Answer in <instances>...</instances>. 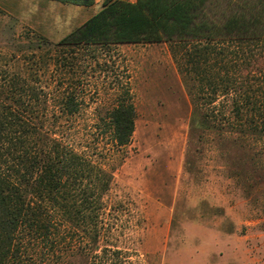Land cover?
<instances>
[{
    "label": "rangeland",
    "instance_id": "374dc122",
    "mask_svg": "<svg viewBox=\"0 0 264 264\" xmlns=\"http://www.w3.org/2000/svg\"><path fill=\"white\" fill-rule=\"evenodd\" d=\"M103 1L0 0V113L11 112L0 177L16 178L22 127L43 129L113 174L97 242L125 253L122 264H264V137L239 125L222 84L227 71L257 92L264 51L223 41L194 64L188 43L53 46ZM123 101L135 131L117 150L105 122ZM55 216L59 240L22 226L0 240L2 264H89L75 250L92 240Z\"/></svg>",
    "mask_w": 264,
    "mask_h": 264
},
{
    "label": "trees",
    "instance_id": "16d2710c",
    "mask_svg": "<svg viewBox=\"0 0 264 264\" xmlns=\"http://www.w3.org/2000/svg\"><path fill=\"white\" fill-rule=\"evenodd\" d=\"M55 1L93 5V0ZM223 41L256 45L264 51V0H104L95 15L53 46L74 49L188 43L194 49L188 62L195 64L194 57L200 58L202 54L209 58L216 51L214 44ZM42 44L51 43L45 40L37 47ZM228 77L226 71L223 93L230 97L233 117L250 134L264 137V70L257 92L248 83L235 88L237 82ZM67 106L70 116L73 101L68 100ZM4 109L0 113V143L10 124L7 115L11 112ZM106 120L113 146L119 150L129 145L135 131L133 104L121 102ZM20 134L12 144L17 157L16 178L0 177V240H13L19 228L25 226L35 239L53 245L61 235L55 216L59 215L76 233L92 240L89 252L79 247L75 255L87 258L89 264H122L125 253L101 249L97 242L102 196L109 189L113 174L95 166L87 156L43 129L33 128L29 133L22 127ZM3 257L0 253V264Z\"/></svg>",
    "mask_w": 264,
    "mask_h": 264
},
{
    "label": "crops",
    "instance_id": "0c3cea01",
    "mask_svg": "<svg viewBox=\"0 0 264 264\" xmlns=\"http://www.w3.org/2000/svg\"><path fill=\"white\" fill-rule=\"evenodd\" d=\"M129 1H132V2H134V1H136V0H129Z\"/></svg>",
    "mask_w": 264,
    "mask_h": 264
}]
</instances>
